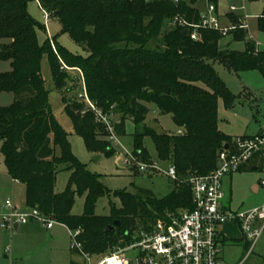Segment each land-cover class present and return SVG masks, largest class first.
<instances>
[{
    "label": "trees",
    "instance_id": "16d2710c",
    "mask_svg": "<svg viewBox=\"0 0 264 264\" xmlns=\"http://www.w3.org/2000/svg\"><path fill=\"white\" fill-rule=\"evenodd\" d=\"M37 1L62 33L83 48L86 57L74 55L55 39L41 44L40 27L28 11ZM255 1V0H254ZM221 0H208L219 9ZM197 0L178 4L167 0H0V61L11 62V71L0 74V94L13 93L14 103L0 107V158H4L9 176L26 188V204L64 225L79 231L84 251L100 258L113 248L130 242L138 230L150 229L167 213L192 211L190 186L185 180L192 174L207 175L218 166L220 152L231 150L234 139L219 126V99L228 108L234 96L214 69L221 62L239 74L257 70L264 75V50L248 37L249 32H232L233 42H245L244 51L221 47L224 37L214 30H201L202 40L184 36L185 30L168 23L176 18L201 21ZM231 24L239 25L242 15L227 14ZM264 30V15L259 19ZM46 28V26L44 25ZM47 56L52 79L63 99L65 112L74 131L94 154L114 157L116 147L108 138L106 126L87 110L85 100L68 97L70 71H78L91 102L104 115L113 112L121 119L113 123L118 136L125 134V123H145L150 105L162 114H171L177 134H158L153 129L137 130L134 154L143 162H154L143 146L150 136L157 159L175 166L182 188L174 183L173 191L163 198L138 189L137 194L117 192L122 208H112L110 216L95 214L98 199L107 189L100 176L91 174L78 161L63 127L49 102V91L42 76L43 58ZM78 86V85H77ZM87 108V109H86ZM86 111V112H85ZM182 132V133H179ZM260 135V134H259ZM246 137V136H245ZM253 165L263 171V159ZM71 173L64 193L56 194L57 175ZM252 170L244 169L239 171ZM86 195L85 213L72 214L76 197ZM116 221L119 227L107 228Z\"/></svg>",
    "mask_w": 264,
    "mask_h": 264
},
{
    "label": "rangeland",
    "instance_id": "374dc122",
    "mask_svg": "<svg viewBox=\"0 0 264 264\" xmlns=\"http://www.w3.org/2000/svg\"><path fill=\"white\" fill-rule=\"evenodd\" d=\"M184 1L189 2L190 0ZM198 1L200 0H197V3ZM234 4L238 8L245 6L246 11H238L237 14L246 15L249 18L248 37L263 51L264 30L260 29L259 19L264 15V0H234ZM223 5L226 9L230 8L229 2ZM28 11L35 21L43 26L37 29L38 38L42 45L48 39H55L70 53L86 57L83 48L77 45L68 34L62 33L57 20L50 18L46 24L45 12L37 1H31L28 4ZM168 24L174 25L173 21ZM44 25H47V28ZM6 42L0 40V45ZM220 45L223 48L229 46L231 50L244 51L246 43L233 42L231 37H226ZM212 64L230 92L237 97L232 108H228L222 98L219 99V126L221 131L231 137H254L262 130L264 131V75L257 70L237 74L226 68L221 62H212ZM9 71H11V62L0 61V74ZM70 74V83L67 88L71 89V92L68 97L72 100L81 102L85 100L87 102L82 87H79L83 83L80 80V73L70 71ZM42 76L45 80L46 89L49 91V102L54 115L65 130L74 155L91 174L100 176V182L107 189L105 196L98 199L96 203L95 214L97 216H110L112 208L117 210L122 208V202L116 196L117 192L134 195L137 194L138 189H145L153 192L157 197L163 198L173 191L175 182L166 175L133 171L124 165L125 152L134 153L135 135L138 129L140 131L143 128H150L158 134L178 133V128L174 124L171 114H162L155 106L150 105V113L143 125L138 126L132 120H127L124 128L125 134L122 136L117 134L120 145L116 146L118 151L116 156L106 157L94 154L87 150L84 140L74 131L73 124L65 112L62 96L55 90L47 56L43 58L42 62ZM14 101L15 95L13 93L0 94V107H9ZM112 115L113 123H119L121 117L114 112ZM143 146L154 162H157L163 170H168L167 164L158 161L156 147L150 136L143 138ZM6 174L4 158L1 156L0 202L5 201L8 197L9 199L14 198L12 183ZM70 178L71 173L68 171L61 170L58 173L55 186L56 194L64 193L67 190ZM183 184H179L178 187L182 188ZM223 192L225 194L223 203L233 214L246 213L259 208L264 204V173L258 170H247L227 176L223 180ZM15 201L17 206L27 207L24 189L20 191L19 185L15 193ZM85 205L86 195L76 197L72 214L82 216L85 213ZM29 211L30 209H26L22 212ZM6 213L7 211H3L0 207V264H86L81 255L72 252V238L66 228L59 224L56 225V232L59 235L55 238L50 237L42 225L40 226L43 229L32 232H23L24 228L22 227L18 231L7 232L1 229L3 216ZM136 224L138 226L137 231H139L142 226L139 221ZM228 233L232 240L221 242L225 262L228 264H238L239 262L264 264V234L253 252L248 255L250 244L243 239L237 222Z\"/></svg>",
    "mask_w": 264,
    "mask_h": 264
},
{
    "label": "built area",
    "instance_id": "2783aa9c",
    "mask_svg": "<svg viewBox=\"0 0 264 264\" xmlns=\"http://www.w3.org/2000/svg\"><path fill=\"white\" fill-rule=\"evenodd\" d=\"M167 1L176 4L181 2V0ZM229 4V11L224 17L227 14L246 11L245 6L238 8L234 1H230ZM50 18V15L45 12L46 24ZM220 18L219 9L208 3L200 22H188L185 19L176 18L173 23L188 31V36L195 42L202 40L201 30L205 29L217 31L224 38L229 37L238 28L249 31V18L246 15L240 18L239 25H233L230 22L224 25ZM84 97L89 110L94 112L97 122L106 126L108 138L112 144L115 147L120 145L112 118L104 115L89 100L85 88ZM255 157L263 159L264 171V134L235 138L231 150L227 149L219 153L218 166L214 171L207 175L192 174L185 180L191 189L194 205L192 211H182L178 214L167 213L150 229L136 231L130 242L113 248L110 253L100 258L93 257L84 251L78 240L79 231H70L72 252L81 255L86 264H228L222 255L221 229L237 222L243 239L250 244L249 255L264 234V204L246 213L229 212L223 203L225 199L223 180L227 176L238 173ZM124 165L142 173H162L173 182L180 184L177 170L173 165H168V170H163L157 162H143L134 153L128 152H125ZM5 208L7 213L3 216L1 225L4 231L13 232L16 225H27L30 222H37L47 230L58 225L54 219L45 216L37 208L22 212L13 200H7Z\"/></svg>",
    "mask_w": 264,
    "mask_h": 264
},
{
    "label": "crops",
    "instance_id": "0c3cea01",
    "mask_svg": "<svg viewBox=\"0 0 264 264\" xmlns=\"http://www.w3.org/2000/svg\"><path fill=\"white\" fill-rule=\"evenodd\" d=\"M226 3V1H222L221 0V2H220V6H219V14H220V16H221V22L224 24V25H228L229 24V20L226 18V17H224V15L229 11V9H226L225 7H224V5L223 4H225ZM228 3V2H227ZM230 5V4H229ZM195 7L201 12V14L203 15L205 12H206V10H207V7H208V0H200V1H198V3H196V5H195ZM53 19V18H52ZM56 20V19H55ZM46 26V25H45ZM46 28H47V26H46ZM249 32V31H248ZM251 39V38H250ZM180 133V132H179ZM259 134H264V131L262 130L261 132H259L258 133V135ZM253 161V160H252ZM252 161H250L249 162V164H247L245 167H244V169H252V171H256V170H258V166L257 165H253V163H252ZM7 170V169H6ZM8 177H9V179H10V181H11V183H12V188H13V192L14 193H12L13 195H14V198L12 197V199L10 198L9 199V197L5 200V201H1L0 202V207H1V209L3 210V211H7V209L5 208V202L7 201V200H13V202L15 203V205H16V201H15V193H16V191H17V186L19 185V187H20V191H22V189H24V192H25V201H26V188H25V186L23 185V184H21V183H19V182H17V181H14L10 176H9V174H8V172H7V174H6ZM257 190V189H256ZM27 205V204H26ZM19 208H20V210L21 211H24V210H26V209H30L28 206L26 207V208H24V207H20V206H18ZM234 224L235 223H232V224H228V225H226V226H224V227H222V229H221V235H222V241L224 242V241H227V240H232L231 239V237L229 236V231L231 230V228H233L234 227ZM60 225V224H59ZM60 226H62V227H64V228H66L67 230H68V228L67 227H65L64 225H60ZM20 227H22V228H24L23 229V232H32L33 230H40L42 227L40 226V224L39 223H37V222H30V223H28L27 225H21V226H19L18 227V229H15L14 231H18L19 229H20ZM240 228V227H239ZM43 229V228H42ZM3 230V229H2ZM45 230L48 232V234H49V236L50 237H52V238H55L57 235H59L58 234V232H56V227H54L53 229H51V230H47L46 228H45ZM8 232V231H7ZM68 232L70 233V231L68 230ZM242 233V232H241ZM12 234V233H11ZM223 255V254H222ZM223 259H224V256H223ZM241 262H239L238 264H240Z\"/></svg>",
    "mask_w": 264,
    "mask_h": 264
},
{
    "label": "water",
    "instance_id": "95a60500",
    "mask_svg": "<svg viewBox=\"0 0 264 264\" xmlns=\"http://www.w3.org/2000/svg\"><path fill=\"white\" fill-rule=\"evenodd\" d=\"M224 1L230 2V1H234V0H224ZM188 35H189V32L188 31H185L184 32V36L188 37ZM226 149H228V146L226 147ZM120 225H121V221H116V222H114L113 225H111V226H109L107 228V231H110V230H112L115 227H119ZM18 227H19V225H16L15 229H18Z\"/></svg>",
    "mask_w": 264,
    "mask_h": 264
}]
</instances>
